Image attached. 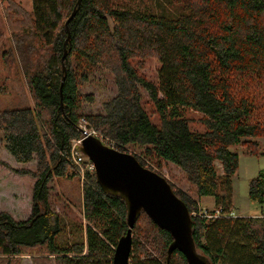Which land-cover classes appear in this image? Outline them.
<instances>
[{"label": "trees", "instance_id": "trees-1", "mask_svg": "<svg viewBox=\"0 0 264 264\" xmlns=\"http://www.w3.org/2000/svg\"><path fill=\"white\" fill-rule=\"evenodd\" d=\"M3 1L33 106L0 109V144L18 163L35 160L36 170L0 160L16 174L35 178L27 219L0 211V264H14L23 249L41 247L55 255L56 264H113L117 241L128 229L124 199L106 193L95 174L86 172L82 211L91 225L78 227L71 242L60 241L64 220L50 205L51 180L79 175L71 146L80 138L81 117L117 144L179 167L194 196L173 190L190 213L201 210L206 196L231 212L236 147L258 154V138L264 137V103L248 95L251 83H240L243 74L264 81V0H158L157 7L137 8L112 0H32L31 11L15 0ZM147 55L160 64L156 84L138 70V59ZM94 66L113 76L116 94L102 111L80 113L79 84ZM140 88L159 124L142 105ZM3 89L0 84V93ZM190 110L200 115L202 130L190 127ZM248 197L260 205L259 215L191 216L196 250L211 264H264V171L250 180ZM142 219L156 231L159 255L132 239L129 260L187 264L177 249L167 258L172 237L144 211L133 229Z\"/></svg>", "mask_w": 264, "mask_h": 264}, {"label": "rangeland", "instance_id": "rangeland-1", "mask_svg": "<svg viewBox=\"0 0 264 264\" xmlns=\"http://www.w3.org/2000/svg\"><path fill=\"white\" fill-rule=\"evenodd\" d=\"M112 1L113 2L111 3L113 5L119 1L129 2V5L132 6L131 8H137L138 4L146 6L152 4L154 7H157V2H159L158 0ZM15 2L27 11L32 10V0H15ZM5 5V1L0 0V29L3 32V36L0 38V84H3L4 88L3 92L0 93V109L14 105L26 104L33 106V99L26 86L23 72L17 59L16 47L13 45L11 40L10 23L5 12ZM4 52H6L5 58L3 56ZM159 65V61L154 55H147L138 59L139 72L155 84L158 81L157 71ZM82 71L86 72L85 69H82ZM86 76L87 80L82 81L79 84V111L80 113H98L102 111L104 102L111 99L116 94L113 76L108 71L97 66L91 68V70L86 73ZM240 79H242L240 80L241 84L245 81L252 84V89H249L248 95L253 97V101L256 103H264L263 78H254L243 74L240 75ZM140 90L143 97L142 105L148 111L152 121L159 124L158 116L156 115L154 107L148 98L147 92L143 90V88H140ZM186 116L190 121V127L192 129H203V125L199 121V114L190 110L186 113ZM95 131L98 132L97 130ZM258 142L259 153L254 155L245 153V149L240 146L236 147L239 152V160L237 170L232 175L233 178L231 185L233 186V210L238 215H259L260 205L257 202L250 200L248 197L250 180L257 176L259 171H264V137H259ZM0 145L2 146V143ZM129 146L137 153H141V155L145 158H148L150 162L165 175L163 176L170 182L173 189L186 193L190 196H194L192 186L186 181L185 175L179 167L164 160L151 158L145 154L143 149L131 145ZM0 154L2 158L5 157V151H3V149ZM0 160L2 161L1 158ZM3 162L6 163L5 161ZM7 165L10 166L9 164ZM15 166H18V168H27L31 171L36 170L35 160L28 163L16 164ZM0 167H4L2 168V173H0L1 190L2 185L6 186L4 188L6 193H0V206H2V209L0 210L7 209V211L12 214L14 219L25 220L29 217L31 212V196L35 178L30 174H16L4 165H0ZM6 170L10 171L14 177L12 175H8ZM218 172L221 173L219 164ZM84 177L82 178L81 175H78V177H75L74 179L61 178V180L53 178L49 184L50 205L52 209H54V211L64 220L65 224L62 234L59 235V239L62 242H71L74 238H76L78 236V227H83L84 229L85 225H91V223L85 218L82 211V184ZM8 181H14L12 182L14 186H9ZM8 192L18 195L13 197L12 194L11 198L6 195ZM212 205L215 206L214 199L209 196L203 197L202 202H200L201 209H212ZM133 230L134 233L131 231L132 239L138 241L137 244L139 247L143 246V248L151 255H159V252L155 248V246L158 245V236L156 235V231L152 229L148 222L142 219ZM73 233H75V235ZM139 253L140 258L145 256L141 251H139ZM12 262L14 264H56V259L55 255L46 253L45 248L41 247L23 249L22 255L12 258ZM129 264H134L132 262V258L129 260Z\"/></svg>", "mask_w": 264, "mask_h": 264}, {"label": "water", "instance_id": "water-1", "mask_svg": "<svg viewBox=\"0 0 264 264\" xmlns=\"http://www.w3.org/2000/svg\"><path fill=\"white\" fill-rule=\"evenodd\" d=\"M75 11L76 9L72 11L65 25ZM65 53L66 50L61 58L62 62ZM62 72L65 73L63 63ZM64 79L63 75L60 90ZM75 149L93 163L94 174L101 188L108 194L120 196L126 204L128 229L117 241L113 264L129 263L131 231L141 211L159 228L170 233L172 241L167 249V258L177 249L185 256L187 264H211L207 257L196 250L187 206L163 176L144 167L134 155L109 147L91 135L85 136Z\"/></svg>", "mask_w": 264, "mask_h": 264}, {"label": "built area", "instance_id": "built-area-1", "mask_svg": "<svg viewBox=\"0 0 264 264\" xmlns=\"http://www.w3.org/2000/svg\"><path fill=\"white\" fill-rule=\"evenodd\" d=\"M78 128L80 130V138L75 139L72 141L71 151H72V161L75 164L79 175L83 178L86 172L94 173V165L93 163L81 152L75 149L76 145H80L81 140L88 135L94 136L95 138L99 139L103 144L124 151L134 155L138 161L146 168H149L161 176L164 174L154 166L148 158H145L141 153H137L135 150L131 149L129 145H120L111 140L110 138L100 134L94 130V128L88 123L85 118H81L78 120ZM165 176V175H164ZM163 176V177H164ZM165 178V177H164ZM166 179V178H165ZM167 180V179H166ZM168 181V180H167ZM169 182V181H168ZM170 183V182H169ZM190 215H202L204 217H219V216H233L232 212L226 213L223 212L221 207H213L212 209H201L198 212H191Z\"/></svg>", "mask_w": 264, "mask_h": 264}, {"label": "crops", "instance_id": "crops-1", "mask_svg": "<svg viewBox=\"0 0 264 264\" xmlns=\"http://www.w3.org/2000/svg\"><path fill=\"white\" fill-rule=\"evenodd\" d=\"M0 134H1V131H0ZM1 136V135H0ZM2 149H3V151H5V157H1V154H0V158L2 159V161H5L7 164H9L11 167H14V168H18V166H15L16 164L18 165V164H20V163H18V162H16L15 160H14V158L6 151V149L4 148V146H0V152L2 151ZM2 168H4V167H0V173H2ZM7 172H8V175H12L13 177H14V175L10 172V171H8V170H6ZM222 173V172H221ZM220 173V174H221ZM232 178H233V176H231V181H232ZM12 182H14V181H12ZM12 182L11 181H8V184H9V186L11 185V186H14L13 184H12ZM35 182V181H34ZM34 185V184H33ZM1 187V186H0ZM6 186H3L2 185V190H1V188H0V193L1 194H4V193H6V191L4 190V188H5ZM232 190H233V186H232ZM12 194L13 193H11V192H8V194H6V195H8V196H10L11 198H12ZM15 195H18V194H13V197L15 196ZM14 199V198H13ZM31 199H32V196H31ZM202 200H203V198H202ZM202 200H201V202H202ZM208 201V200H207ZM206 201V202H207ZM206 202H205V205H206ZM212 204H213V202H212ZM2 205V204H1ZM213 206V205H212ZM2 206H0V209H2L1 208ZM214 207V206H213ZM6 209V208H5ZM0 211H5V212H7V213H9L11 216H12V214L10 213V212H8L7 211V209L6 210H0ZM231 212H232V215L233 216H247V215H243V214H237V213H235L234 212V210H233V195H232V199H231ZM13 217V216H12ZM16 220V219H15Z\"/></svg>", "mask_w": 264, "mask_h": 264}]
</instances>
